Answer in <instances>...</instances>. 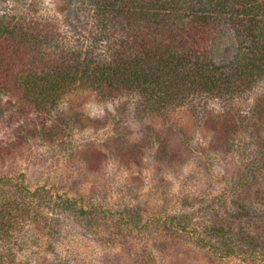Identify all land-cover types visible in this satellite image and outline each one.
Here are the masks:
<instances>
[{"label": "rangeland", "instance_id": "rangeland-1", "mask_svg": "<svg viewBox=\"0 0 264 264\" xmlns=\"http://www.w3.org/2000/svg\"><path fill=\"white\" fill-rule=\"evenodd\" d=\"M35 1L42 12L56 13L57 0ZM230 43L218 40L214 56L230 52ZM137 103L132 94L78 90L45 114L20 113L12 100H0V174L107 211L88 220L66 211L49 227L41 214L25 217L22 205L20 225L0 239L3 264H243L215 255L212 247L223 241L218 245L201 225L177 232L144 222L180 211L193 215L206 202L221 213L245 195L231 187L244 162L256 163L255 178L264 182V89L229 99L197 95L163 115L137 114ZM218 195L225 204L211 201ZM197 235L213 246L197 244Z\"/></svg>", "mask_w": 264, "mask_h": 264}, {"label": "trees", "instance_id": "trees-1", "mask_svg": "<svg viewBox=\"0 0 264 264\" xmlns=\"http://www.w3.org/2000/svg\"><path fill=\"white\" fill-rule=\"evenodd\" d=\"M56 3L62 18L42 12L35 0H0V100H12L20 113L50 114L65 95L78 90L102 97L136 95V113L152 116L197 95L229 99L253 87L264 89V0ZM223 37L231 50L216 58L213 48ZM161 144L157 147L162 151ZM255 164L244 162L235 172L231 187L245 195L231 200L221 213L206 202L204 208H192L193 215L180 211L151 216L144 223L177 232H195L201 225L218 245L223 241L217 248L195 236L197 244L213 246L215 255L233 256L243 264L264 262V182L256 180ZM14 182L0 174L1 240L20 225L22 205L25 217L41 214L49 227L67 212L83 220L107 214L93 202L84 207L45 186L29 190ZM184 200L192 206L193 201ZM211 201L226 202L219 195Z\"/></svg>", "mask_w": 264, "mask_h": 264}]
</instances>
